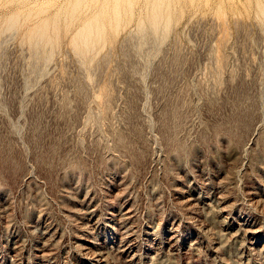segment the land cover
Here are the masks:
<instances>
[{
    "label": "rangeland",
    "instance_id": "obj_1",
    "mask_svg": "<svg viewBox=\"0 0 264 264\" xmlns=\"http://www.w3.org/2000/svg\"><path fill=\"white\" fill-rule=\"evenodd\" d=\"M0 264H264V0H0Z\"/></svg>",
    "mask_w": 264,
    "mask_h": 264
}]
</instances>
